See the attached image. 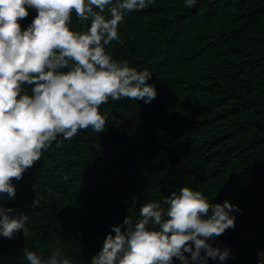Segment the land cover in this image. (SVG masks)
<instances>
[{
    "label": "trees",
    "instance_id": "obj_1",
    "mask_svg": "<svg viewBox=\"0 0 264 264\" xmlns=\"http://www.w3.org/2000/svg\"><path fill=\"white\" fill-rule=\"evenodd\" d=\"M35 14L29 9L21 26ZM118 27L123 43L106 51L151 71L157 96L147 104L109 99L99 106L105 130L58 137L13 178L15 198L0 202L28 215V233L0 236V264H28L25 248L46 257L57 246L73 264H90L111 225L139 216L141 204L185 184L221 202L223 180L264 170V0H197L190 8L153 0ZM239 203L264 236V177ZM258 249L264 240L208 264H257Z\"/></svg>",
    "mask_w": 264,
    "mask_h": 264
},
{
    "label": "clouds",
    "instance_id": "obj_2",
    "mask_svg": "<svg viewBox=\"0 0 264 264\" xmlns=\"http://www.w3.org/2000/svg\"><path fill=\"white\" fill-rule=\"evenodd\" d=\"M153 0H0V197L15 198L20 180L43 150L58 137L80 129L105 130L109 99L150 103L157 88L152 72L113 59L106 46L123 43L119 24L125 15ZM197 0H184L192 7ZM29 9L36 14L26 27ZM73 14L83 30H78ZM40 203L36 194L33 208ZM239 205L213 202L200 190L182 185L160 200L140 205L139 216L126 215L111 225L90 264H208L223 262L229 247L215 242L235 227ZM28 215L0 202V236L28 233ZM189 253L190 255H186ZM28 264H73L59 246L48 256L24 249ZM264 264V249L257 250Z\"/></svg>",
    "mask_w": 264,
    "mask_h": 264
},
{
    "label": "rangeland",
    "instance_id": "obj_3",
    "mask_svg": "<svg viewBox=\"0 0 264 264\" xmlns=\"http://www.w3.org/2000/svg\"><path fill=\"white\" fill-rule=\"evenodd\" d=\"M254 173L247 175L245 178H237L235 182L228 184V181L223 180L221 185L225 188L224 198H227L231 202L238 204L239 209L240 201L243 196L250 194L255 188L256 182L264 177V170H254ZM152 193V192H151ZM155 194V193H152ZM157 194H160L159 192ZM216 194H220L219 192ZM258 221L252 217H246L241 215L240 210L235 213V227H230L225 230L220 236L216 237V241L220 243L221 248L229 247L231 254L229 259L233 254H244L242 249L248 248V246L253 247V242L255 240H264V236L259 232Z\"/></svg>",
    "mask_w": 264,
    "mask_h": 264
}]
</instances>
